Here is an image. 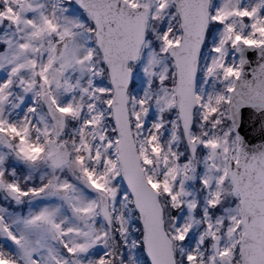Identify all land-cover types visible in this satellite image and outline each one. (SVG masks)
<instances>
[{
	"label": "snow or ice",
	"instance_id": "obj_1",
	"mask_svg": "<svg viewBox=\"0 0 264 264\" xmlns=\"http://www.w3.org/2000/svg\"><path fill=\"white\" fill-rule=\"evenodd\" d=\"M0 264H264V0H0Z\"/></svg>",
	"mask_w": 264,
	"mask_h": 264
}]
</instances>
